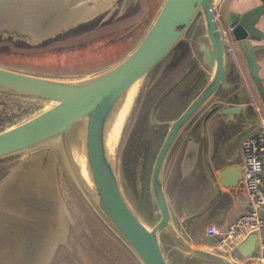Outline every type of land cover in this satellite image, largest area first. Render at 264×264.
Listing matches in <instances>:
<instances>
[{"label": "water", "instance_id": "water-1", "mask_svg": "<svg viewBox=\"0 0 264 264\" xmlns=\"http://www.w3.org/2000/svg\"><path fill=\"white\" fill-rule=\"evenodd\" d=\"M241 13L229 12L223 16L224 27L233 43L232 53L224 45L218 24L213 17V0H164L156 17L138 45L123 60L96 75L77 79H56L35 76L0 67V87L48 100L51 105L32 117L0 131V158L17 152L41 147L57 140L62 156L77 185L103 221L132 251L141 264H167L159 244V232L165 229L170 237L185 251L218 264H234L222 255L191 246L174 229L169 215L168 198L163 190V166L168 148L180 126L187 121L218 89L234 91L221 97L216 107V119L222 124L242 126L256 113V99L264 105L263 79L254 61L251 42L264 41V32L257 27L264 15V0ZM201 16L203 35L199 45L202 63L210 69V76L173 124L165 144L158 153L150 177L152 198L159 212L157 222L146 227L127 206L121 194L115 168V143L110 137L116 128L117 118L131 93L142 79L181 40L197 15ZM245 60V67L255 90L251 96L242 79L226 80V61L235 59V52ZM80 134L81 173L71 152L69 137ZM35 152V151H34ZM224 164L219 185L227 189L238 186L241 171L226 169ZM231 166V165H230ZM85 174V175H84ZM210 177L212 181L211 174ZM219 193L218 185L214 184ZM202 212L185 217L182 222H192L193 232L200 224ZM189 229V227H188ZM244 260L257 256V236L248 234L236 247Z\"/></svg>", "mask_w": 264, "mask_h": 264}, {"label": "rangeland", "instance_id": "rangeland-1", "mask_svg": "<svg viewBox=\"0 0 264 264\" xmlns=\"http://www.w3.org/2000/svg\"><path fill=\"white\" fill-rule=\"evenodd\" d=\"M163 1L0 0V67L67 80L101 73L132 52L149 29ZM4 6L8 8L3 9ZM223 7L219 13L220 22H223ZM200 23L198 14L186 34L190 35ZM198 34L201 35L202 31ZM210 72L206 67L197 89L207 82ZM50 105L48 100L0 87V131ZM78 135L73 133L69 143L77 166L83 169ZM44 149L46 153L52 152L57 160L58 190L69 219L65 245L57 249L49 264H141L91 206L68 169L57 140L31 151ZM116 150L115 146V168L123 199L134 215L150 228L159 218L148 182L150 169L129 168L122 163L116 165ZM26 154L21 151L1 157L0 178ZM163 170L164 193L173 198L168 206L171 216L174 214L172 205L179 208L181 203L189 202L184 195H197L199 185L204 183L194 178L179 184L181 172L177 176L172 163ZM186 226V222L175 220V231L186 233ZM159 244L167 264H218L185 251L165 229L159 232ZM233 254L238 255L236 249ZM233 254L225 253L227 256ZM225 255L222 256L230 261Z\"/></svg>", "mask_w": 264, "mask_h": 264}, {"label": "crops", "instance_id": "crops-1", "mask_svg": "<svg viewBox=\"0 0 264 264\" xmlns=\"http://www.w3.org/2000/svg\"><path fill=\"white\" fill-rule=\"evenodd\" d=\"M257 4L258 1L256 0H225L223 4L224 7L222 6L223 16L229 12H244ZM4 8L8 7L4 6L3 9ZM98 8L101 9L100 6H98ZM221 25L223 28H225L224 22H221ZM257 27L264 32V15L259 19ZM251 46L253 50L254 61L259 66L258 75L264 80V41H252ZM234 52L235 59L226 61V80L228 83L235 82L237 78L240 77L244 86L248 88L251 96H255V90L252 87L251 79L249 78L247 69L245 67V60L236 50H234ZM234 89L235 87H231L227 91L222 90V96L224 97L225 93L227 92L231 93L234 91ZM254 105L258 108L259 114L264 115V105L259 99H256V103ZM231 126L232 131H230L229 134H226L227 130L224 128V124H222L221 119H216L212 127L207 128L204 133L203 150L197 152L194 150L189 151V164L183 171V177L180 179L179 184L187 180L192 181L194 178L202 180V183L204 184L202 186L199 185V192L197 195H192L190 193L184 195L189 198V202H187L188 206L187 203H181L179 208L172 205L174 214L170 216L171 223L173 227H175V220L180 222L185 217L202 212V215L199 219L200 224L196 229V232H193V229L191 228L192 222H186V233H180L178 231L176 232L184 240L186 239L191 246L208 252L217 253L219 255H225V253L220 254L215 251L213 247V240L204 234L206 226L213 224L219 230H225L235 218L242 215L250 208L247 194L241 185V178L239 180L238 186L234 189H231L232 193L229 195L227 194V189L223 185H219L218 179L221 177V171L225 167L223 163L219 162V160H228L229 166L226 169H230V167H232L233 169L238 168L241 171L242 161L240 143L244 137L256 131L258 126V113H255L254 116L250 117L247 123L242 126H239L238 124H232ZM53 158L54 160H52ZM37 159L39 162L36 161ZM30 161L35 162V165H33V162L30 163ZM56 161L57 160L55 159V156L52 152L45 153V151H31L30 153H27L25 156H23V158H21L17 163L13 164L6 174L1 176L0 226L2 225V227L0 228V254H2V256L0 257V264H49L51 258L55 255V251H57V249H59L61 246L65 245L64 239L66 238V234L68 232L69 219L67 212L65 211V205L63 206L58 190L57 176L55 173ZM42 166H44L45 171ZM33 167L41 168L40 170L39 168H36L35 170ZM27 169H31L30 171H32V173L29 170L27 171ZM41 170L45 177L41 175ZM35 171L36 175L34 176L33 174H35ZM50 171L52 173H50ZM13 173L16 175H13ZM51 174L52 176H50ZM210 174L212 178H214V181H212ZM30 175H32V177ZM18 178L19 180H17ZM49 180L52 181L49 183ZM19 182H22V184ZM13 183H15L14 186L12 185ZM214 184L218 185L219 193L215 190ZM7 187H11L12 190ZM15 191L17 192L15 193ZM13 195L14 199H12ZM177 196H179V194H177ZM167 198L169 206V202H171L173 198H171L169 195ZM53 204L56 205L53 206ZM4 206L7 207L5 208ZM48 206H51V208ZM53 207L56 213L52 211ZM6 211L8 212L6 213ZM49 214L53 218H48ZM54 214L55 216H53ZM43 219L47 220L49 224ZM53 220L55 221L53 222ZM50 223H52L51 227ZM54 229L57 233L54 231ZM31 249L33 251H31ZM234 251L235 250L229 252L233 254ZM225 256L230 258V261L234 264H246L248 262L251 263L250 260L242 259L239 254ZM6 258H9L10 260H7ZM14 261L18 263H13ZM254 261L255 260H253V262Z\"/></svg>", "mask_w": 264, "mask_h": 264}, {"label": "flooded vegetation", "instance_id": "flooded-vegetation-1", "mask_svg": "<svg viewBox=\"0 0 264 264\" xmlns=\"http://www.w3.org/2000/svg\"><path fill=\"white\" fill-rule=\"evenodd\" d=\"M199 31H202L201 35ZM202 35L200 23L190 35L179 40L142 79L125 108L117 135L116 165L122 163L129 168L150 169L149 186L156 157L173 124L205 85L197 89L206 70L199 45ZM222 95L223 91L218 89L180 126L168 148L163 169L172 163L176 175L181 172L182 179L189 164V151L204 148V133L216 120V107ZM231 125L224 124L226 134L232 131Z\"/></svg>", "mask_w": 264, "mask_h": 264}, {"label": "built area", "instance_id": "built-area-1", "mask_svg": "<svg viewBox=\"0 0 264 264\" xmlns=\"http://www.w3.org/2000/svg\"><path fill=\"white\" fill-rule=\"evenodd\" d=\"M225 0H214L213 17L218 24L225 47L230 53L233 43L219 19L220 9ZM258 113V126L254 133L244 137L240 143L241 185L247 194L249 210L235 218L225 230L215 225L206 226L204 234L213 240V247L220 254L235 250L250 233L257 236L255 261L264 264V115Z\"/></svg>", "mask_w": 264, "mask_h": 264}, {"label": "bare ground", "instance_id": "bare-ground-1", "mask_svg": "<svg viewBox=\"0 0 264 264\" xmlns=\"http://www.w3.org/2000/svg\"><path fill=\"white\" fill-rule=\"evenodd\" d=\"M111 2H112V1H111ZM213 2H214V0H213ZM101 3H102V2H101ZM80 4H81V3H80ZM109 4H110V2H109ZM91 5H92V4H91ZM95 5H96V4H95ZM99 5H100V4H99ZM78 6H79V5H78ZM110 6H111V5H110ZM103 7H104V6H103ZM82 8H83V7H82ZM106 8H107V7H106ZM108 8H109V7H108ZM102 10H103V9H102ZM76 17H77V16H76ZM84 22H85V21H84ZM68 24H69V23H68ZM9 27H10V26H9ZM53 29H54V28H53ZM60 29H61V28H60ZM17 30H18V29H17ZM63 30H64V29H63ZM18 31H19V30H18ZM56 33H57V32H56ZM26 34H27V33H26ZM54 35H55V34H54ZM33 36H34V35H33ZM27 37H29V36H27ZM36 38H37V37H36ZM30 41H31V40H30ZM33 41H34V40H33ZM34 42H35V41H34ZM135 88H136V87H135ZM135 91H136V90H135ZM127 104H128V101H126V104L124 105L123 109L121 110V112H120V114H119V116H118V118H117V122H116V128H117V131H115V133H113L112 136L110 137V143H112L111 146H113V143H115V145L117 144L116 142H117L118 129H119V126H120V123H121V120H122V117H123V114H124V111H125V108H126ZM71 141H72V140H71ZM74 147H75V146H74ZM74 147H73V148H74ZM74 150H75V149H74ZM44 151H45V149H44ZM44 151H43V152H44ZM75 151H76V150H75ZM41 153H42V152H41ZM41 153H40V154H41ZM45 153H46V151H45ZM38 154H39V153H38ZM42 154H43V153H42ZM49 155H50V154H49ZM49 155H48V156H49ZM33 156H34V155H33ZM43 156H45V155H43ZM41 158H42V157H41ZM35 159H36V158H35ZM47 159H48V158H47ZM75 159H76V158H75ZM31 160H32V159H31ZM33 160H34V159H33ZM39 160H41V159H39ZM43 160H44V159H43ZM52 160H54V158H53ZM24 161H26V160H24ZM24 161H23V162H24ZM34 161H35V160H34ZM36 161H38V159H37ZM80 161H81V160H80ZM32 162H33V161H32ZM32 162L30 161V163H32ZM38 162H39V161H38ZM51 162H52V161H51ZM25 163H26V162H25ZM33 163H34L33 165H35V162H33ZM39 164H42V163H39ZM22 165H23V164H22ZM42 165H44V164H42ZM20 166H21V165H20ZM20 166H19V167H20ZM30 166H32V165H30ZM47 166H48V165H47ZM42 167H43V169H44V166H42ZM29 168H30V167H29ZM33 168H34V167H33ZM36 168H39V167H36ZM36 168H34V169L36 170ZM40 168H41V167H40ZM40 168H39V170H40ZM47 168H48V167H47ZM31 169H32V167H31ZM31 169H27V171H28V170L30 171ZM79 169H80L81 173H84L82 168H79ZM25 170H26V168H25ZM49 170H51V169H49ZM27 171H26V172H27ZM44 171H45V169H44ZM47 171H48V170H47ZM14 172H15V171H14ZM30 172L32 173V171H30ZM39 172H40V171H39ZM27 173H28V172H27ZM34 173H35V174H33V175L35 176V175H36V171H35ZM37 173H38V172H37ZM41 173H42L41 175H43V177H45L44 174H43V172H42V170H41ZM48 173H49V172H48ZM50 173H52V172L50 171ZM55 173H56V172H55ZM45 174H46V173H45ZM13 175H16V174L13 173ZM26 175H27V174H26ZM46 175H48V174H46ZM84 175H85V174H84ZM17 176H18V175H17ZM28 176H29V174H28ZM28 176H27V177H28ZM30 176L32 177V175H30ZM38 176H39V175H38ZM50 176H52V174H51ZM14 178H15V176H14ZM14 178H12V179H14ZM37 178H39V177H37ZM47 178H48V176H47ZM51 179H52V178H51ZM10 180H11V179H10ZM10 180H9V181H10ZM17 180H19V178H18ZM26 180H27V178H26ZM43 180H44V178H43ZM15 181H16V180H15ZM51 181H52V180H51ZM51 181L49 180V183H50ZM7 182H8V181H7ZM11 182H12V180H11ZM8 183H9V182H8ZM8 183H7V184H8ZM19 183H20V182H19ZM23 183H24V180H23ZM14 184H15V183H13L12 185L14 186ZM20 184H22V182H21ZM10 185H11V184H10ZM12 185H11V186H12ZM6 186H7V185H6ZM6 186H5V187H6ZM3 187H4V186H3ZM3 187H2V189H3ZM51 187H52V184H51ZM7 188H9V187H7ZM19 188H20V185H19ZM19 188H17V189H19ZM9 189H11V187H10ZM5 190H6V188H5ZM11 190H12V189H11ZM19 190H22V189H19ZM52 190H53V189H52ZM6 191H7V190H6ZM6 191H5V192H6ZM53 191H54V190H53ZM16 192H17V191H15V193H16ZM22 192H23V191H22ZM50 192H51V191H50ZM18 193H19V192H18ZM19 194H20V193H19ZM51 194H52V193H51ZM0 196H1V194H0ZM12 197H13L12 199H14V195H13ZM54 198H57V197H54ZM12 199H11V200H12ZM49 200H50V199H49ZM52 202H53V201H52ZM60 202H61V201H60ZM12 203H13V202H12ZM9 204H11V203H9ZM49 204H50V203H49ZM49 204H47V205H49ZM41 205H42V204H41ZM44 205H46V204H44ZM54 205H56V204H53V206H54ZM4 207H5V206H4ZM6 207H7V206H6ZM6 207H5V208H6ZM48 207L51 208V206H48ZM48 207H47V208H48ZM8 208H9V207H8ZM2 209H3V208H2ZM52 209H53L52 211H54V207H53ZM47 210H48V209H47ZM61 210H62V208H61ZM48 211H50V210H48ZM48 211H47V213H48ZM7 212H8V211H6V213H7ZM54 212H55V211H54ZM50 213H51V212H50ZM55 213H56V212H55ZM45 214H46V213H45ZM52 214H53V213H52ZM46 215H48V214H46ZM61 215H62V214H61ZM4 216H5V215H4ZM49 216H51V215L49 214ZM49 216H48V218H53L52 216H51V217H49ZM53 216H55V214H54ZM62 216H63V215H62ZM4 218H5V217H4ZM4 218H3V219H4ZM44 218H46V217H44ZM54 218H55V217H54ZM46 219H47V218H46ZM64 219H65V217H64ZM43 220H45V219H43ZM45 221H46V223L49 224V222H47V220H45ZM45 221H44V222H45ZM48 221H49V220H48ZM51 221H52V220H51ZM54 221H55V220H53V222H54ZM41 222H43V221H41ZM38 223H40V222H38ZM61 223H62V222H61ZM41 224H42V223H41ZM51 224H52V223H50V227H51ZM38 225H39V224H38ZM54 225H55V224H54ZM1 227H2V225L0 226V228H1ZM38 227H39V226H38ZM40 228H41V227H40ZM53 228H54V227H53ZM37 230H38V229H37ZM57 230H58V229H57ZM54 231H55V229H54ZM55 232H56V231H55ZM37 233H38V232H37ZM56 233H57V232H56ZM58 235H59V234H58ZM36 237H37V236H36ZM36 237H35V238H36ZM34 241H35V240H34ZM34 241H33V242H34ZM39 241H40V240H39ZM20 242H21V241H20ZM34 243H35V242H34ZM32 244H33V243H32ZM39 244H40V243H39ZM19 245H20V244H19ZM20 247H21V246H20ZM31 248H32V245H31ZM210 250H211V249H210ZM31 251H33V250L31 249ZM32 253H33V252H32ZM55 253H56V251H55ZM28 254H29V252H28ZM28 254H27V255H28ZM1 256H2V254H0V257H1ZM18 256H19V255H18ZM21 257H22V256H21ZM6 259H7V258H6ZM8 259H9V258H8ZM8 259H7V260H8ZM12 259H13V258H12ZM16 259H17V258H16ZM16 259H15V261H16ZM26 259H27V258H26ZM9 260H10V259H9ZM19 260H21V259H19ZM19 260H17V261H19ZM12 261H13V260H12ZM15 261H14L13 263H18V262H15ZM25 261H26V260H25ZM20 263H21V261H20ZM18 264H19V263H18ZM21 264H23V263H21Z\"/></svg>", "mask_w": 264, "mask_h": 264}]
</instances>
